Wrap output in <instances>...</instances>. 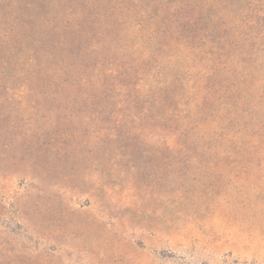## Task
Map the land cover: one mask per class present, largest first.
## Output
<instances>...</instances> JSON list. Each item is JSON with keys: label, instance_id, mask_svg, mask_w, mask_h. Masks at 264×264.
I'll list each match as a JSON object with an SVG mask.
<instances>
[{"label": "rangeland", "instance_id": "374dc122", "mask_svg": "<svg viewBox=\"0 0 264 264\" xmlns=\"http://www.w3.org/2000/svg\"><path fill=\"white\" fill-rule=\"evenodd\" d=\"M166 6L0 0V264H264V141L162 150L180 124L146 91L172 74L149 59Z\"/></svg>", "mask_w": 264, "mask_h": 264}, {"label": "trees", "instance_id": "16d2710c", "mask_svg": "<svg viewBox=\"0 0 264 264\" xmlns=\"http://www.w3.org/2000/svg\"><path fill=\"white\" fill-rule=\"evenodd\" d=\"M157 1L166 3L164 13L170 9L161 34L169 43L162 49L161 42L153 43L149 59L170 65L172 74L146 93L162 109V120L180 124L162 150L207 156L257 152L264 141V0ZM172 45L196 54L195 71L177 68ZM139 92L135 85L134 95Z\"/></svg>", "mask_w": 264, "mask_h": 264}]
</instances>
